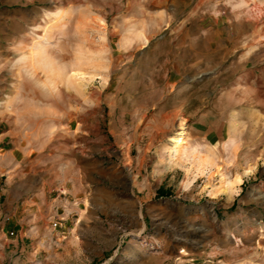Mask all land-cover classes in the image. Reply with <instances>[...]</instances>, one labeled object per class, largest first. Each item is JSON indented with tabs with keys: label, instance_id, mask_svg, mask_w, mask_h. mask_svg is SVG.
Returning <instances> with one entry per match:
<instances>
[{
	"label": "rangeland",
	"instance_id": "1",
	"mask_svg": "<svg viewBox=\"0 0 264 264\" xmlns=\"http://www.w3.org/2000/svg\"><path fill=\"white\" fill-rule=\"evenodd\" d=\"M20 178L45 241L0 214V264H264V0H0Z\"/></svg>",
	"mask_w": 264,
	"mask_h": 264
},
{
	"label": "crops",
	"instance_id": "2",
	"mask_svg": "<svg viewBox=\"0 0 264 264\" xmlns=\"http://www.w3.org/2000/svg\"><path fill=\"white\" fill-rule=\"evenodd\" d=\"M22 181L23 179L20 178L14 186L8 189V192L3 197L0 214L7 216L8 219L3 222L1 231L4 235H6L7 231L13 232V235L10 236V241H15L17 245L19 244L21 246L25 243L24 237L29 235L31 237L29 242L32 246L40 247L45 241L41 237L43 229L37 225L30 224L29 229H27V223L34 222V219L39 216L41 207L38 201L40 196L45 195V193L33 192L32 195L24 196L25 191L21 189ZM51 240L54 241L53 239ZM57 241L58 239L55 242ZM35 251L37 253L38 249H35Z\"/></svg>",
	"mask_w": 264,
	"mask_h": 264
},
{
	"label": "bare ground",
	"instance_id": "3",
	"mask_svg": "<svg viewBox=\"0 0 264 264\" xmlns=\"http://www.w3.org/2000/svg\"><path fill=\"white\" fill-rule=\"evenodd\" d=\"M179 134H181V132H179ZM170 141L172 142L171 145L174 144V148L175 147H178L179 144L183 142L182 139L180 138V136L172 137ZM208 160L210 161L211 159L206 158L204 161H206V163H210ZM227 182L229 184V188H227V190L231 193L233 191V186H234L233 184L240 183L241 182V177L240 176H237V178L235 179V181H227Z\"/></svg>",
	"mask_w": 264,
	"mask_h": 264
}]
</instances>
